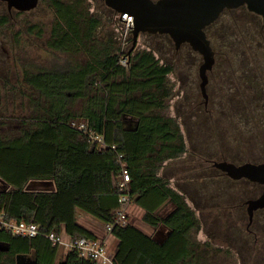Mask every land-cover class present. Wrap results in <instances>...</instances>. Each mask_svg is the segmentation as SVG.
Wrapping results in <instances>:
<instances>
[{
  "label": "trees",
  "instance_id": "1",
  "mask_svg": "<svg viewBox=\"0 0 264 264\" xmlns=\"http://www.w3.org/2000/svg\"><path fill=\"white\" fill-rule=\"evenodd\" d=\"M43 1L55 12L49 46L70 59L63 68L25 73L26 83L42 99L18 136L9 139L0 131V179L9 186L0 191V213L10 220L35 222L44 233L99 239L79 224L81 211L106 229L114 224L107 231L118 241L116 264H203L194 238L196 215L159 174L188 152L177 121L155 113L169 108L175 67L162 63L153 51L120 53L115 37H101L102 18L91 14L85 0ZM125 55L128 66L121 61ZM126 120L135 127H127ZM72 122H85L116 149L93 147ZM222 160L240 163L226 156ZM122 161L131 178L130 203L143 211L145 223L169 229L163 242L131 222L115 224L123 207L118 188ZM49 181L55 185L52 190L29 188L32 182ZM168 205L172 210L162 216ZM0 242L8 246L0 264H17L19 255L32 256L38 264H97L76 251L58 261L62 249L44 236L24 238L0 229Z\"/></svg>",
  "mask_w": 264,
  "mask_h": 264
},
{
  "label": "rangeland",
  "instance_id": "2",
  "mask_svg": "<svg viewBox=\"0 0 264 264\" xmlns=\"http://www.w3.org/2000/svg\"><path fill=\"white\" fill-rule=\"evenodd\" d=\"M85 5L91 14L102 18L101 37H115L120 53L130 54L133 34L126 33V26L120 20L119 14L103 0H85ZM238 14L245 17L244 20L249 18L242 12ZM54 20L55 12L46 1H41L36 9L28 12H10L7 4L0 1V131L9 139L18 136L25 122H30L42 99L26 83V71L63 68L70 59L49 46ZM166 36L141 34L133 51L134 55L153 51L162 63L175 67L170 78L172 96L166 102L169 108L157 110L155 113L164 114L177 121L188 152L176 163L163 166L159 174L186 198L196 215L198 229L194 232V238L203 264H264V225L258 229V222H254V225L248 227L246 204L250 197L259 193L260 188L246 179L230 178L211 162L221 161L224 156L241 164L253 160L263 161L264 147L230 144L231 132L224 128L214 129L210 122L206 123L204 117L196 114L198 104L203 101L198 73L200 63L188 75L187 48L183 45L177 49L172 38L169 36L168 39ZM214 45L219 48L220 44L215 40ZM76 59L81 62L85 60L82 56H76ZM208 89L211 91V84ZM135 125V122L126 120L127 127L133 128ZM213 134L215 136L210 138ZM207 158L213 160L206 162ZM36 183L32 182L29 188H33ZM4 188L5 185L0 182V191ZM172 208V205L166 206L161 215H166ZM142 217L143 211L130 203L129 222L144 231L153 230V235L164 241L169 229L165 226L154 228L145 223ZM260 217H257L258 220ZM86 223L97 232L100 239L108 240L102 235L109 234L107 229L95 218ZM108 241L109 247L116 251L115 245ZM6 248L0 242V254L5 253ZM65 254L61 250L58 261Z\"/></svg>",
  "mask_w": 264,
  "mask_h": 264
},
{
  "label": "flooded vegetation",
  "instance_id": "3",
  "mask_svg": "<svg viewBox=\"0 0 264 264\" xmlns=\"http://www.w3.org/2000/svg\"><path fill=\"white\" fill-rule=\"evenodd\" d=\"M41 1L43 0H39V4ZM238 12L248 15L249 18L244 20L245 17H241ZM205 32L215 52V63L207 72L205 94L201 88L200 74L204 62L203 56L189 44H183L187 48L188 75H191L200 63L198 73L203 101L198 104L196 114L201 118L204 117L206 123L210 122L214 129L224 128L231 132L230 136L234 139H229L230 144L264 147L263 17L250 11L246 6L225 9L215 22L207 26ZM214 39L219 42V48L215 47ZM193 54L201 58H192ZM210 84L211 91L208 89ZM214 136L215 134L210 135V138ZM248 162L259 164L264 163V160ZM251 183L259 187L260 191L250 197L246 204L249 200L258 198L264 191L263 185ZM258 216H261L260 220ZM254 222H258V229L264 225V208L254 212L253 220L249 221L248 227L254 225ZM6 250L1 254L8 253V246Z\"/></svg>",
  "mask_w": 264,
  "mask_h": 264
},
{
  "label": "water",
  "instance_id": "4",
  "mask_svg": "<svg viewBox=\"0 0 264 264\" xmlns=\"http://www.w3.org/2000/svg\"><path fill=\"white\" fill-rule=\"evenodd\" d=\"M5 2L8 10L28 12L36 9L39 0H0ZM104 3L122 16L133 17L132 34L135 49L141 34L168 35L179 49L189 44L203 56L200 68L201 88L205 94L207 72L215 63V52L207 37L205 29L215 22L225 9L246 6L250 11L261 15L264 19V0H103ZM206 96V95H205ZM213 165L234 180L246 179L264 186V163L237 165L228 161H215ZM4 185L5 183L0 179ZM9 188L5 185V190ZM249 221L252 222L254 212L264 208V191L256 199L247 202ZM17 264H38L32 256L19 255Z\"/></svg>",
  "mask_w": 264,
  "mask_h": 264
},
{
  "label": "built area",
  "instance_id": "5",
  "mask_svg": "<svg viewBox=\"0 0 264 264\" xmlns=\"http://www.w3.org/2000/svg\"><path fill=\"white\" fill-rule=\"evenodd\" d=\"M121 20V19H120ZM126 26V33L132 31L133 17L125 14L121 20ZM124 66H128V60L123 57L121 60ZM71 125L86 134L93 147H98L100 150L116 149V146H110L106 143L105 136L98 134L91 130L85 122L77 123L72 122ZM122 160L123 155L120 154ZM130 173L125 162L122 161V170L120 181L118 183L119 190L123 193L120 202L123 207L117 210L115 224L126 226L129 222L128 219V206L130 204ZM114 224L107 225V230L111 231ZM0 229L13 233L16 236L24 238H34L37 236L46 237L54 246L60 247L65 252L76 251L81 259L94 261L97 264H116L115 250L110 248L106 241L103 239L94 238H72L64 232H49L44 233L41 227L35 222L15 221L7 218L4 212L0 213Z\"/></svg>",
  "mask_w": 264,
  "mask_h": 264
},
{
  "label": "crops",
  "instance_id": "6",
  "mask_svg": "<svg viewBox=\"0 0 264 264\" xmlns=\"http://www.w3.org/2000/svg\"><path fill=\"white\" fill-rule=\"evenodd\" d=\"M32 184V183H31ZM30 184V185H31ZM54 187H55V185H54V183L53 182H37L36 184H33V188H31L32 190H35V191H38V190H44V189H54ZM91 219H93V218H91V216H89V215H87V214H85V213H83V212H81V211H79V213H78V222H79V224L80 225H82L83 227H85V228H87V229H89L90 231H92V232H94V233H96L97 234V232H95L94 231V229L92 228L91 229V227H89L90 225H88L86 222H88V221H91ZM97 221V220H96ZM99 223V222H98ZM96 226H98V224H96ZM140 229V228H139ZM143 232H145V233H147V234H149V235H151V236H153L154 237V239H156L157 241H159V242H163V241H161V240H159V238H157V236L156 235H153V230H151V229H146V231H144L143 229H141ZM98 235V234H97ZM103 235V237L104 238H106V239H108V240H110L112 243H113V245H115V247L117 246V244H118V241L115 239V238H113L110 234H108L107 235V233H103L102 234ZM113 238V239H112ZM104 241H106V242H109L108 240H105V239H103Z\"/></svg>",
  "mask_w": 264,
  "mask_h": 264
}]
</instances>
